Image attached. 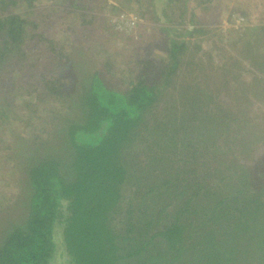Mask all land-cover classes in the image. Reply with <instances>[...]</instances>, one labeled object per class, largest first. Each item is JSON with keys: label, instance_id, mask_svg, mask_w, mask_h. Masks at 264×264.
Returning <instances> with one entry per match:
<instances>
[{"label": "trees", "instance_id": "16d2710c", "mask_svg": "<svg viewBox=\"0 0 264 264\" xmlns=\"http://www.w3.org/2000/svg\"><path fill=\"white\" fill-rule=\"evenodd\" d=\"M15 1L0 0V5L7 2L13 7ZM58 1L60 7L54 9L50 2L43 8L39 0H26L28 8H39L32 17L0 10V142L8 150L15 142L24 147L29 146L27 140L34 144V149L11 157L18 171L3 185L15 192L5 195L0 190V264H172L187 251L184 235L196 227V218H189L194 214H199L204 238L195 245L201 249L198 252L204 254L220 245L229 254H241L235 257L237 263L255 259L253 234L248 240L244 233L264 221V154L257 155L253 165L238 162L234 145L224 144L252 115L232 118L217 103L226 90L229 98H240L238 85L246 65L245 83L264 86V53H254L250 45L237 51L245 62L227 57L211 73L200 70V77L189 73L186 65L190 62L194 69L204 63L200 58L187 61L184 52L199 41L194 37L201 24L213 21L207 20L213 15L206 8L211 0H200L196 3L199 21L194 12L193 23L189 20L181 28L182 36L190 38L170 39L166 59L155 62L150 56L132 55L120 63L110 54L81 46L80 50L91 49L89 53L99 62L95 67L80 61L83 73L74 81V71L69 74L68 66L82 53L72 54L61 40L66 35L64 27L59 35L54 31L52 20L65 19L71 10L66 0ZM129 1H134L142 18L158 24H184L181 18L188 0H165L164 9L157 8V0ZM177 4L181 11L175 21L169 12ZM88 6L73 7L75 14L81 11L85 25L100 17ZM39 21L46 24L41 30L36 29ZM253 25L245 35L256 41L255 33H264V23ZM79 34L83 36L81 30ZM232 69L222 89L215 91L211 81L224 79ZM18 91L23 92L19 101ZM26 95H33V101L26 100ZM161 102L167 108L163 106L164 114L155 118L150 130L146 115ZM18 123L23 124L19 132L14 127ZM160 151L164 153L158 157ZM134 168H148L149 173L155 172L153 177H160L158 185L139 186L138 182L133 193L135 198L140 192L143 208L154 194L160 201L155 213L159 218L142 225L131 220L122 233L114 218L127 200L128 171ZM236 200L244 209L233 208ZM204 205L211 207L205 212ZM241 209L250 218L242 216ZM162 217L167 223L160 224ZM229 233L233 239L221 241ZM257 243L264 249V239Z\"/></svg>", "mask_w": 264, "mask_h": 264}, {"label": "rangeland", "instance_id": "374dc122", "mask_svg": "<svg viewBox=\"0 0 264 264\" xmlns=\"http://www.w3.org/2000/svg\"><path fill=\"white\" fill-rule=\"evenodd\" d=\"M15 2L16 3L13 7H8L7 2L3 3L2 5H0V10L12 11L13 13H23V15H26L28 17L33 16L32 13L34 10H39V8L36 6L28 8V3L26 2V0H16ZM39 2L41 4L40 6H42L43 8H47L49 6V3L46 4L47 2H50L53 5L54 9L56 7H60L58 5V0H39ZM197 2L200 3V0H188L187 4L184 7L185 14L181 18L182 20H184V24L177 26V24H158L148 17L142 18L136 11L138 10V8H136V4L134 3V1L66 0L65 6H69L67 9H71L69 11L70 13H67V17L65 19H61L60 21L52 20V25L55 27L54 31H56L58 35L59 29L61 30V28L64 27L63 31L66 35H62L61 40L64 39V44L66 46L69 45L67 48L68 50H71L72 54H74V52L82 53H80L81 57L76 56L74 58V62L68 66V68L70 69L69 74L74 71V81H78L79 79H81V73L83 72L80 68V65L82 64V62L80 61H84L91 66H97L99 58L96 56L92 57L93 55L89 53L91 52V49L97 51L98 54L100 52H104V55L105 53L110 54L113 58H115L116 62L120 63H126L132 55H136L137 57L142 56L143 58L150 56V58L154 59L155 62L158 60L166 59L167 56L165 53V47L170 39L175 38L176 40H179L183 37L184 39L190 38L187 35L182 36L183 30L181 28L187 26L186 24L189 23V20L190 23H193L192 21H194V12L197 16V20L199 21L198 14L201 15V12L196 8ZM79 3L89 4L88 7H93L95 13L99 14L100 17L98 18L96 23L85 25V23L82 21V16L80 14L81 11L75 14V8L73 7L80 5ZM166 3L167 2L165 0H157V8L164 9ZM209 4L210 5L207 4L206 8H208L209 11L213 13V15H209L208 13L209 16H207V20L213 21L201 24L202 29L198 32L197 36L194 37L195 39H199V41L195 45L191 43V45H189V48L184 52L187 61H193L196 58H200L201 62L204 63L202 64L204 66H201L200 69H194L193 67L191 68V62L190 65H186V70L189 73L196 75L197 77H200V70L203 71V74L213 72L214 70H216L215 67H218L221 64L222 60H226L227 57L234 58L235 60L237 59L236 57H239L241 61L245 62L239 52L237 54V51H239L241 48L243 49V47H245L246 49L247 46L251 45V47L254 48V53L255 51L256 54L264 53V33L262 31L255 33V37L258 38L256 41L254 39H249L247 35H245V33H247L248 31V28L252 24L258 25L264 23L263 14H258V9L264 11V0H211V3ZM60 5H63V3ZM258 5H260L261 7ZM143 7L148 8V5L144 4ZM175 7L174 12L170 9L169 13L172 18H174L172 20L178 21L177 15H179V11H181V5L177 4ZM190 11L192 12L190 13ZM243 12L246 13L247 17H243L240 14ZM159 14L160 16L165 17L163 13H161V11L159 12ZM189 14H192L193 17ZM201 17H203V15ZM236 17L241 18L242 20L240 21ZM253 18L254 20H252ZM36 19H38V17ZM42 23V21H39V27H37L36 29L41 30L44 25L46 26V24ZM72 26L73 28L70 29L69 27ZM161 26H167L169 28L163 31L162 29H160ZM74 29L77 32H75ZM47 30L48 29L46 27V31ZM80 30L83 36L79 34ZM214 33L219 35L212 36V34ZM87 45H89L91 48L89 49V51H85V49L80 50L81 46L86 47ZM247 67L248 66L246 65L245 69H247ZM192 69H194L195 72H192ZM245 69L242 72L240 78L241 82L238 85V92H241L240 98H229L228 94H226V90L224 92L225 94L222 95L221 101L217 104L221 107V109L223 108V114L229 112L231 113L230 115L232 116V118H241L242 116H247L248 114L252 115L250 119L246 118L248 124L242 123L241 125H238L236 127V134L233 136V139H230V141L228 143H225L224 145L226 146L230 143L232 146L234 145V148L237 149V153L239 154L238 162L240 164L253 165L254 162L257 161L258 157L256 156L264 154V86L263 84L248 86V84L245 83L247 82V72L245 71ZM231 72H233V69L231 71H226L224 79H221L220 81H218L219 79L211 81L212 84L210 85L216 87L215 91H220L222 89L221 86L224 85V81L226 82V79H228L227 77H229L227 75L231 74ZM235 75H239L238 71H236ZM11 76L14 77L16 76V74L13 72ZM193 81L197 82L196 78H194ZM110 85H113V83H110ZM21 93L23 92L18 91V101L21 99V96L19 97ZM174 95L175 93H173L171 97H173ZM33 97V95H26L25 99H30L31 101H33ZM163 106L166 105L164 102H161L156 108H153L149 113H147L146 120L148 123V127H151L150 130L153 128L155 118L164 114L165 109ZM171 114L172 112L169 111V116L173 118L174 115L171 116ZM14 127L16 131L19 132V130L23 127V124L18 123L17 125H14ZM24 142H26L29 146L26 145L27 147H24L23 145L15 142L13 144L11 143L12 150L2 149L3 141L0 142V180H2V184L0 182V190L3 191L5 195L15 192L12 187L3 185V182L5 181L11 182L16 177L14 172L18 171L16 170L18 167L12 163L11 157L13 156V153L16 155L20 153L19 156H21V152L30 151L29 148L34 149L33 147H31L34 146L31 141L27 140ZM133 150H135L136 152L135 147L133 148ZM138 150H140L139 145ZM163 153L164 152L161 151L158 152V157H161ZM229 154L231 153L229 152ZM133 170L134 171H132V169L128 171L127 178L129 177V181L126 184L124 192V197L127 200L122 202V212L119 215H116V217L114 218V223L117 224V228L120 227V232L122 231L121 228H123L125 224H127L131 220L132 222L138 221L139 224L142 225L147 221H155L159 218L155 213L158 204H160V201L157 199L155 200L154 194L149 195L152 199L147 202V207L143 208V204L139 202L141 197L140 192H138V195L135 198L133 197L136 194L133 195V193L137 192L135 191V188L138 182L139 186H141L143 183L149 184V182H152V184L156 182V185H158L157 181H159L160 177H153L155 175V172L153 171L149 173L151 170L148 168L145 170L134 168ZM155 171L158 172V169H155ZM151 174L152 178H149V175ZM146 176L148 177L147 179ZM213 186H216V184ZM221 191L226 192L224 190ZM233 204V208H243L241 202L238 200H236V202ZM229 205L230 202H228V206ZM228 206L227 204H225L224 209H227ZM209 207L211 206L204 205L201 208H203V210L206 212ZM243 209H241V215H245L246 218H250ZM230 213L232 215V208L230 209L229 214L226 216L225 224L228 223L230 219L229 217H231ZM198 215L199 214H194V216L189 217L190 219H194V217L196 218V221L194 220L196 222V227L187 230L186 233L188 234L184 235V237H186V239L184 240L187 245V251H184L183 255L172 264H241L239 262L237 263L235 260V257H241L240 253L235 252V254H229L228 252H226V249L220 247V245L219 247L214 248L209 247V252L207 250L204 254H201L202 252H198L200 248L196 247L195 245L198 243V241L204 240L203 234L199 229L202 224L200 220L197 219ZM165 220L166 221H164V218L162 217L160 220V224L167 223L168 219ZM222 221L223 220H221V222ZM253 228L254 232L252 233ZM250 234H253L254 237V240H252L253 242H251L253 244L251 250L254 253L255 259L247 260L246 264H264V249L259 248V245H257V241H261L264 239V221L262 222V224L260 223L252 225L251 229L244 233V236H247L248 238ZM225 238H228V241H230L233 239V235L229 233L226 235V237L221 238V241H223ZM230 244L231 243L227 242V246ZM240 244L243 248V245L245 243L243 244V242H241ZM127 263L129 262H125V264Z\"/></svg>", "mask_w": 264, "mask_h": 264}, {"label": "crops", "instance_id": "0c3cea01", "mask_svg": "<svg viewBox=\"0 0 264 264\" xmlns=\"http://www.w3.org/2000/svg\"><path fill=\"white\" fill-rule=\"evenodd\" d=\"M258 6H260V5H258ZM261 7V6H260ZM256 9V8H255ZM258 14H263V16H264V11H261V9H258ZM253 15H255V14H253ZM252 20H254V18L252 19Z\"/></svg>", "mask_w": 264, "mask_h": 264}, {"label": "built area", "instance_id": "2783aa9c", "mask_svg": "<svg viewBox=\"0 0 264 264\" xmlns=\"http://www.w3.org/2000/svg\"><path fill=\"white\" fill-rule=\"evenodd\" d=\"M237 19H239L240 21L242 20L241 18H238V17H236Z\"/></svg>", "mask_w": 264, "mask_h": 264}]
</instances>
